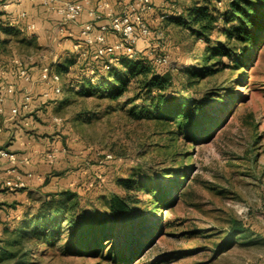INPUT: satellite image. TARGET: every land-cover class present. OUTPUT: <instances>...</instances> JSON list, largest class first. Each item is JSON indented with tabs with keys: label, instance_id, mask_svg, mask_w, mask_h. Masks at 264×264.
Returning <instances> with one entry per match:
<instances>
[{
	"label": "rangeland",
	"instance_id": "1",
	"mask_svg": "<svg viewBox=\"0 0 264 264\" xmlns=\"http://www.w3.org/2000/svg\"><path fill=\"white\" fill-rule=\"evenodd\" d=\"M177 1L180 5L191 2ZM157 9L152 18L145 16L153 36L149 41L144 40L143 47L146 44L151 47L138 52L139 44L137 53H157V46L164 47L170 63L162 67V71L182 76L184 69L195 64L205 43L189 38L178 26L162 20L164 11ZM214 38L221 42L226 40L222 34ZM13 40L14 44L22 42L21 34ZM18 46L15 51L21 55H30L32 50L37 52L33 45ZM8 52L11 53V49ZM46 55L55 70L57 64L72 53L64 47L52 54L49 50ZM223 62L228 64L231 60L225 57ZM235 78L237 74L228 69L202 81L186 94L198 97L212 88L226 87ZM132 95L130 92L118 102L99 96L78 97L72 104L54 108V114L64 118L59 132L69 133L65 135L70 137L69 146L65 148L68 155L75 156L77 167L84 159H91L97 165L95 160L101 155L114 156V161L103 166L100 174L104 181L89 196V201L97 202L99 198L108 201L114 194L124 195L117 181L135 173L134 178L145 187L131 194L144 201L142 209L147 213V201L153 197L148 189H166L168 194H174L168 187L173 183L175 172L184 159V163L190 165L189 178L179 189L180 194L191 184L188 195L180 197L172 209L163 210L161 234L131 264H264V41L252 67L236 88L233 102L214 110L212 121L215 122L209 125L213 126V131L202 141L188 140L185 132L171 133L177 129L175 123L165 125L148 117L135 116L134 105L124 104ZM82 111L89 114L76 119ZM71 143L79 144L80 149ZM54 189L50 185L44 191L37 189L29 206L38 204ZM23 209L20 207V212L14 213L15 218L22 216ZM2 217L8 219L6 215ZM234 218L249 226V234L246 238L237 237L231 246L215 253L229 239L230 222ZM113 243L123 245L124 241L117 237ZM124 247L125 251H130ZM14 264H18L17 261ZM40 264H98V259L49 253Z\"/></svg>",
	"mask_w": 264,
	"mask_h": 264
},
{
	"label": "trees",
	"instance_id": "2",
	"mask_svg": "<svg viewBox=\"0 0 264 264\" xmlns=\"http://www.w3.org/2000/svg\"><path fill=\"white\" fill-rule=\"evenodd\" d=\"M167 2L165 12L169 17L166 22L181 28L189 38L205 43L195 64L184 69L182 76L162 71L164 66L156 64L146 52L136 53L134 57L122 53L119 62L108 70L104 69L102 60L92 57L80 60L79 54L73 53L53 69L62 78L61 94L53 93L47 105L55 108L72 104L78 97L93 96L118 102L133 92L124 104L134 105L135 116L148 117L165 125L175 123L177 129L171 133L185 132L188 140L202 141L211 134L213 126L209 125L215 122L212 121L214 110L233 102L236 88L252 67L264 41V0H191L188 5H180L177 0ZM22 25L25 24L16 22L13 25L0 18V32L5 35L20 34ZM216 34H222L226 40L218 41L214 38ZM225 57L231 62L224 63ZM228 69L237 74V78L226 87L212 88L198 97L186 94L202 81ZM88 114L89 111L79 112L76 119ZM184 162L185 159L174 171L173 183L168 187L174 194H168L166 189H148L153 197L147 201V213L142 209L144 201L131 194L145 187L134 178L135 173L118 179L124 195L114 194L108 201L88 200L97 186L88 191L86 187L95 176L86 178L80 192L61 189L46 193L38 204L24 206L21 218L0 220V264H14L15 261L40 264L49 253L95 258L98 264H131L161 234L163 210L175 207L178 199L187 196L192 188L190 184L179 194L191 169ZM49 179H45V184ZM3 205L18 209L14 202L0 203V209ZM249 232L243 220L232 219L229 239L215 253L231 246L237 237L246 238ZM117 237L124 241L123 245L113 243ZM124 246L130 251H125Z\"/></svg>",
	"mask_w": 264,
	"mask_h": 264
},
{
	"label": "crops",
	"instance_id": "3",
	"mask_svg": "<svg viewBox=\"0 0 264 264\" xmlns=\"http://www.w3.org/2000/svg\"><path fill=\"white\" fill-rule=\"evenodd\" d=\"M64 1L59 0L56 3V8H61ZM75 1L82 2L84 12L77 22H67L63 15L39 1L16 3L13 0H0V18L3 21L10 22L13 25L16 22H22L25 25H35L34 30L20 31L21 38L24 39V42H17L15 44L13 42L14 36L5 35L0 32V84L7 86L14 84L16 88L13 93H9L6 90V99L4 101L5 111L3 114H0V149H5L18 156V162H12L9 158L0 156V203L11 204L14 202L17 203L16 207L18 208L14 209L7 205L1 206L0 220H6L2 215L13 218L17 215H14V213L20 212V207L24 208V206L31 205L30 198L34 197V192L37 189L44 191L50 185L52 189L55 188L51 190L52 192L64 188L80 192L82 190L81 184L86 178L97 175V172L100 174L102 171V165L94 164L88 173H83L81 172L82 164L77 167L75 156L63 152L58 154L55 163H50L41 158L42 152L46 150H51L54 147L63 149L69 146L68 140L70 137L65 136L69 133L66 131L59 132V128L63 125V122H54V117L58 116L54 114V107L42 102V95L49 88L40 80V77L43 66L48 65L52 68L50 62H48L46 52L50 50L52 54L56 50L68 47L72 54L77 53L75 45L81 41L82 27L85 23L93 20L90 12L96 9L99 0ZM136 1L109 0V5L116 13H120ZM153 1L156 8L146 14L148 18H152L156 14L158 7L164 12L168 8L167 0ZM22 13H26L25 18H21ZM106 22L107 16L104 15L103 19L98 21L97 24L101 25ZM5 39L10 40L8 43H2ZM110 40L112 41V37ZM139 44L140 50L138 49V52L149 49V44L143 47L144 40L139 42ZM23 45H33L37 52L32 50L30 51V55L18 54L15 49L17 46L20 47ZM10 49L11 53L8 52ZM16 60H19L29 71L32 77L31 82L19 79L14 74L18 68ZM26 91L30 92L33 96L32 110L26 113H20L19 115H13L12 110L19 106L21 98ZM53 128H55V131H53ZM71 145L74 148L77 147L80 149L79 144L71 143ZM19 160H27L28 162L21 163ZM28 174H32V176L29 177ZM19 178L25 182L24 188L12 191L4 186L5 180H18ZM47 178L50 179L45 184V179ZM68 185L71 188H67ZM16 218H21V215L16 216ZM1 235L2 224H0V237Z\"/></svg>",
	"mask_w": 264,
	"mask_h": 264
},
{
	"label": "built area",
	"instance_id": "4",
	"mask_svg": "<svg viewBox=\"0 0 264 264\" xmlns=\"http://www.w3.org/2000/svg\"><path fill=\"white\" fill-rule=\"evenodd\" d=\"M16 3H22L24 1H39L48 6L52 10H56L59 14L64 16L67 22H77L82 13L84 12V5L80 1L65 0L61 8H56V3L59 0H13ZM87 1V0H84ZM175 8V4L172 5ZM154 9L153 0H137L135 3L130 4L122 12L116 13L109 5V0H99L96 9L90 12L93 20L83 25L81 30V41L78 42L75 47L79 54V59L84 60L87 58H93L95 60H102L104 62V69H110L114 64L119 62L120 55L122 53L134 57L137 53V46L139 42L146 40L149 41L153 36L151 24L146 21L145 16L148 12ZM107 16V22L98 25L97 22L101 21L103 17ZM26 13L21 14V18H25ZM169 17L167 12L161 14V19L165 20ZM34 24H26L20 26V31L25 32L27 30H34ZM112 37V41L110 38ZM151 46H149L150 48ZM158 53L155 51H148L147 55L153 58L154 62L158 65L167 66L170 63L169 55L164 53V47L157 46ZM18 66L14 74L22 80L27 82L32 81L31 74L21 64L19 60H16ZM93 74V71H91ZM40 80L48 86L42 95V102L47 104L52 94H61V76L56 73L48 65L43 66L41 70ZM6 90L9 93L15 92L16 88L14 84L3 85L0 84V114L4 113V101L6 99ZM33 96L30 92L26 91L21 98L19 106L12 110L13 115H19L20 113H26L32 110ZM54 122L62 123L63 118L55 116ZM68 154V149L52 148L42 152L41 158L55 163L59 153ZM0 156L9 158L12 162H18V156L15 153H10L5 149H0ZM114 160V156L111 153H105L98 158L100 165H105L108 162ZM21 163H27V160H19ZM94 162L91 159H84L82 164V171L88 173L93 167ZM29 177L32 174H28ZM104 178L101 174H97L89 184L88 188L91 189L95 185L102 184ZM4 186L8 190H19L24 188L25 182L19 178L18 180L7 179L4 181Z\"/></svg>",
	"mask_w": 264,
	"mask_h": 264
}]
</instances>
